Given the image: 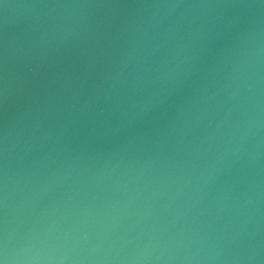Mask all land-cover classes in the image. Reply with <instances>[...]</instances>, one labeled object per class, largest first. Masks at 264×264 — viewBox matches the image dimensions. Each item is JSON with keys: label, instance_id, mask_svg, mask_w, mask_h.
I'll list each match as a JSON object with an SVG mask.
<instances>
[{"label": "water", "instance_id": "95a60500", "mask_svg": "<svg viewBox=\"0 0 264 264\" xmlns=\"http://www.w3.org/2000/svg\"><path fill=\"white\" fill-rule=\"evenodd\" d=\"M0 264H264V0H0Z\"/></svg>", "mask_w": 264, "mask_h": 264}]
</instances>
